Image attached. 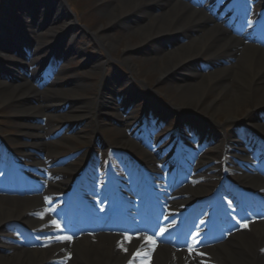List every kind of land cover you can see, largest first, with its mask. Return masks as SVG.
<instances>
[{"label": "bare ground", "instance_id": "6f19581e", "mask_svg": "<svg viewBox=\"0 0 264 264\" xmlns=\"http://www.w3.org/2000/svg\"><path fill=\"white\" fill-rule=\"evenodd\" d=\"M12 1L11 4L13 6H17L16 3H18L17 7L21 8L17 11L15 9L11 10L10 8H12V6L9 7L10 5H7V10L10 9L15 14L18 13L16 15L20 17L25 16L26 10L29 9L26 5V1ZM29 1H32V6L36 4L39 5V8L42 6L43 9L40 8L42 11L53 8V10H55L53 12L59 9L61 12H65V9L62 8L63 4H59V9H57L55 4L47 3L48 0ZM100 1L102 2L97 11L99 17H104L107 20L106 29L109 32L120 30L121 37L120 39L118 38L117 41L112 36H109V33L104 34L102 29L101 31L92 32L91 38H93L99 46H105L110 50H112L113 47L115 48L121 40H124L125 45L121 55V61L135 76L137 72H139V66L143 64L139 65L131 62V60L126 57L127 53H129L128 50L134 47L130 44L131 40L138 41V47L150 48V53H147L145 57L142 58V63L145 65L150 64L147 65L148 68L144 70L143 73L145 75L149 73L155 74V80L157 82H162L163 78L167 75L184 71L183 69H186L190 62L192 63L206 57L213 58L215 55L226 56L224 51L227 48L230 49L231 46L228 41L236 44L239 43V41L230 40L229 37H225L222 33L221 40L215 28L205 27L204 30H202L200 27L204 26V16L194 12H187V8L173 2V0L172 2L169 0ZM151 6L161 7L162 12L155 14L150 8L147 9V7ZM57 17L60 16L57 15ZM2 18L6 21L4 12H2ZM208 21L212 22V19L208 18ZM75 22L74 18L65 16L59 28L61 29V34L65 32L66 37L70 29L74 31L76 29ZM53 29L52 26H49L45 29V32L55 34L54 31L56 30ZM195 29H198V31L202 33L198 38L192 39L186 43V45H181L179 47L173 46L167 49L164 48L160 51L154 48L156 42H159L161 38L169 35L170 32L175 31V34L186 35L185 33L189 30ZM30 37L32 41H34V45L35 41L37 42V48L43 45L41 40L38 41L35 36L31 35ZM71 39L74 40L70 37V40ZM219 43L220 45H218ZM14 47H16V45ZM48 48H50V46L45 47L42 51ZM75 48V46H72L70 50H77ZM31 54V60L26 61L24 66L28 68L27 72L31 81H34L38 79V72L36 71L43 61L38 58H33V56L35 57L43 53L33 52ZM90 59H92L90 62L93 67H96L97 75L100 76L99 87L95 89L96 94L93 99L85 100L83 103L78 101L80 98L76 95V90L80 87L84 95H89V90L92 89L93 84H95L96 74H89L87 80L91 81L90 85L78 86L80 80L66 79L67 70L56 69L53 74V80L49 81V86L46 87L43 92L38 88H31L25 83H19V85L14 86H8L5 84L6 82L0 83V108H8L15 118L12 129L16 134L15 137L17 141L15 144H17V152L25 154L26 151L29 150L30 145H28L27 141L24 139L33 138L32 136L29 137L27 132L29 125H26V121H29L32 115L36 116L40 121L37 137L34 141V144L37 145L34 146L35 150L46 151L47 149L48 153H50L48 148H55V144H49L44 141V138L48 136L51 123L64 127V132L68 133L73 131L75 125L84 122L83 128L77 131L78 133L74 136L84 140L77 142L74 138H68L64 140L67 141L65 143L85 145L87 142L90 145L87 149L90 150L92 155H94L96 150L98 151L102 147H105V141L95 138L97 135L104 134L101 132L103 130V124L102 122L100 123L99 120H102V117H107L110 114L112 117L118 118L120 111H113L110 109V113L104 114L99 105L100 102L102 103L103 100H106L107 96H112L113 92H111V89L118 86L117 80L119 79L110 77L109 74L106 75L107 73H105L103 69L106 64L103 62L104 59H100L99 56L98 58L91 57ZM111 75L114 74L112 73ZM188 77L194 79V81L190 79L185 81L180 80L178 85L167 87L163 89V93L159 94L167 100L168 107L200 113L208 119L210 126H212L210 131L206 133L204 129L206 130L207 126L201 125L202 128L196 136H203V134L206 133L207 135L210 134L211 137L209 140L212 142H214L216 137H218L219 142H222L224 139L226 141L229 138V134H227L228 129L234 128L237 124L246 122L255 134L264 136V124L262 125L252 120V114L264 108V51L252 45H240L238 54L235 53L233 60L230 61L226 67L219 68L204 75L191 71L185 76L186 79ZM171 87L173 88L171 89ZM142 97L143 96L140 95L138 101H140ZM143 101L147 102L146 99ZM25 103H34V106H27ZM115 106H120V102L115 103ZM111 107H113V105H111ZM86 110L88 112H85ZM47 113L52 114L54 117L46 118L45 115ZM219 118L223 120V123H215ZM125 122L123 121L121 124H123L124 127H126V125H134V127L137 128V132H133V134L138 138L140 137L139 140H141V142L152 146L153 140L150 139L151 136H145L139 124L130 119H126ZM213 132L216 133L215 136H213ZM113 133L115 134V132ZM116 135V138H118V143H116L119 145L122 144V140L125 138L124 134L120 133V137L118 134ZM47 144L51 146L47 148ZM239 144L240 143L237 145ZM122 145L128 146V148L133 147L132 143ZM215 149L217 148L212 147L210 154L203 156V161H212L208 159L215 154ZM50 157L51 156L48 154L45 160H48ZM155 158H161L159 152L156 153ZM3 160L4 157L2 158V161ZM227 163L229 164L230 161L227 160ZM3 164L5 163L3 162L1 165ZM212 169L216 170L214 174H210V177L214 178L218 173L219 167L212 166L209 170ZM241 180L247 183V180L244 178H241ZM52 191L54 190L50 188L46 195ZM189 196L190 195L185 196L184 200H188V198H190ZM176 200V203L179 204L178 197H176ZM172 204L174 206V203ZM38 209H40V207L34 201L5 199L3 195H0V264H118L119 261L123 259L122 249L119 250V246L116 245L118 241L106 236L101 238L97 236L87 237L79 241L63 240L62 242L65 246L61 247H63V251H65H60L53 256L51 254L52 252H48L47 248H56L58 244L55 243V238L53 237L51 240H44L46 235L42 233V228H39L40 223L42 225V220L39 219H36L38 220V224L35 223L37 229H35L34 232L38 240L34 243V247L28 249L16 245L15 243H18V241L15 240L16 238L12 235H6L3 229H15V227L8 224L10 220L21 219L25 223L31 224L33 218L29 217V219L25 217L24 214H30V216L34 215ZM42 209L45 210V207H42ZM32 226H34L33 222ZM223 240L224 242L220 243L216 250H214L218 254L217 258H215L217 263L264 264V260L259 259L260 251L264 248V232H259L258 230L249 232L242 226H238L236 233L226 236ZM144 246L146 249L151 247L149 244H145ZM128 250L130 252L132 247H129ZM134 254L130 257L134 264H148L145 261H139ZM125 258L128 259V257ZM184 262L185 261L181 259V255H175L173 257L167 250H158L154 254L152 264H185Z\"/></svg>", "mask_w": 264, "mask_h": 264}, {"label": "rangeland", "instance_id": "374dc122", "mask_svg": "<svg viewBox=\"0 0 264 264\" xmlns=\"http://www.w3.org/2000/svg\"><path fill=\"white\" fill-rule=\"evenodd\" d=\"M8 2V0H0V13L3 11L2 6L5 5ZM102 1L100 0H48L47 3L50 4H55L56 6H58L59 4H65L67 8V11L65 12H61V11H57L59 16H62L63 18L68 17V15H70L72 18L75 19V26L76 29L73 30H69L68 31V35L66 36V40L63 44V48L61 50L66 51V49H69L70 47H76L75 49H77L76 53H73L71 55H68L67 57H65L64 59H62L63 61L59 63L60 66L64 67L65 69L67 68L68 72L66 73L65 78L66 79H78L80 80V84L78 86L81 85H90L91 81L87 80V78L89 77V74H96V81L95 84H93V88L89 90V95H84V92L82 89H80V87H78L79 89L76 90V95H78L80 98L78 101L79 102H84L85 100H89V99H93L94 95L96 94V88L99 87V80H100V76L97 75V70L95 69L96 67H93V65L91 64V57H97L99 56L100 59H104L103 62L106 63L104 66V72L107 73L106 75H110V77H115L118 78L119 80H117V87H114L113 89H111V91H117V94H124L127 93L129 98H133L134 96H138L137 98L140 97V95H142L143 99L140 100L138 103H136V108L135 111L140 108L143 104H144V99L148 100V103L150 105L153 106H159V102L160 100L167 102L166 99H164L163 97H161L162 95H160L159 93H163V89H166L167 87L170 86H175L178 85V83L180 82V80H188L190 79V77H188L187 79L185 78V76L190 73L191 71H193V73H200L202 75L207 74V70L204 66L208 65L209 63L207 62V58H202V60L206 61L203 64V66L201 67L200 65H198L197 63H190L187 65L186 69H183L184 71L182 72H178V73H172L170 75H167L163 78L162 82H157L156 79V75L153 73H149L148 75H145L143 73L144 70H146L148 68L147 65L150 64H144L142 63L143 59L145 57V55L147 53H150V48H142V47H138V41L135 40H131L130 44L131 46H134L133 48L129 49L127 53V58H129L131 60V62H134L136 64H143L142 66H139V72H137V75L135 76L134 73H132L131 71H129V69L127 67H125L121 61V55L123 53V48H124V40H121L117 46H115V48L113 47L112 50L106 48L105 46H99L97 44V42L91 38V34L92 32L95 31H101L103 29V33L107 34L109 33V36H112L113 38H115L118 41V38L120 39L121 37V32L120 30H114L109 32L106 28L107 26V20L103 17H99L98 14V7L100 5ZM4 7V6H3ZM151 8V11L155 12L157 11V7H147V9ZM6 10V8H5ZM12 10V9H11ZM8 10L9 12H7L5 15L8 17H11V19H13L14 17H16L17 15L12 14L13 11ZM17 11V9H15ZM161 11V10H160ZM62 13V14H61ZM18 14V13H16ZM56 14V15H57ZM1 18H0V23L1 25L3 24V27L0 28V45H2V48H4V50H0V59L2 60V58H11L15 60L14 64H17L18 68L17 70H15L16 68L13 66H9L8 64H4L1 63L0 64V83L1 82H6L5 84H9V85H14L17 83V81H15L14 76L12 78L11 76V72H13L15 70L16 74H20L22 75V71L24 72L23 69V62L27 61L28 59L31 60L30 56L28 54H26L25 48L21 49L19 54L20 56L16 57L14 56L16 53H13L12 50H9L6 48L5 42H6V36H7V32H6V27L10 30L11 26L9 24V21H4L2 18V14ZM60 18L59 23L57 24L58 27H60V24L63 20V18ZM17 22L16 25H18V28L21 29H25L24 31L25 34L27 32H29V25H24V23H19L18 21H14ZM24 34V33H23ZM72 34V35H71ZM171 40H173L172 38H174L175 35V31L170 32L169 33ZM45 35V34H44ZM28 36V33H27ZM44 37V36H43ZM41 36H37L38 41L41 40V42H45V43H54L52 42V40L48 39V38H43ZM70 37L73 38L74 40H70ZM169 40V39H168ZM174 42V41H173ZM162 44L163 41L162 39L158 42H156V46H154V48H156L157 50H162ZM41 50V48H39ZM36 50L37 51V46L33 47V51ZM40 50L39 53L41 52ZM52 52L51 49L46 50L44 53V55H37V56H33V58H38V59H42V58H49L50 57V53ZM37 53V52H36ZM18 55V54H17ZM54 59V58H53ZM7 61H9L7 59ZM6 61V63H7ZM55 62L53 60V65H55ZM102 62V63H103ZM23 66V67H22ZM210 66V65H209ZM39 68H41V71H45L46 70V80H49L51 77V70L48 67V65H41ZM114 75H111V74ZM187 73V74H186ZM9 75V78L7 79L6 76ZM45 79V78H44ZM192 81H194V79H190ZM8 85V86H9ZM17 85V84H16ZM173 87H171L172 89ZM109 89V88H108ZM150 91H147V90ZM163 91V92H162ZM149 93V94H148ZM84 98V100H83ZM140 99V98H139ZM108 100H112L111 97L107 96L106 100V105H100L101 109L104 110L108 108H111V105L108 104L110 102H108ZM101 104V102H100ZM98 105V104H97ZM29 106V105H27ZM134 111V113H136ZM87 112V111H86ZM153 112H157V108H153ZM87 115V113H86ZM219 120L221 122H223V120L221 118H219ZM15 118L13 117V115L10 113L9 109L6 107H2L0 108V137L6 139V140H10L12 141L13 138L15 137L14 135L15 132L13 131L12 127L14 124ZM169 122L172 121V117L169 118L168 120ZM104 122V123H103ZM103 130L101 131L102 133L105 134H111L113 133V131L111 130L113 127L112 125L109 126V123H105V121H103ZM53 129H55V127L52 126ZM90 129V128H87ZM110 129V130H109ZM115 135V134H113ZM118 136H120L118 134ZM117 137V135L115 136H110L108 137L109 139H107V141L113 142V140H115ZM80 140V139H79ZM14 144V143H13ZM68 148L70 150L75 149L77 146L79 145H75L72 146L70 144H67Z\"/></svg>", "mask_w": 264, "mask_h": 264}, {"label": "snow or ice", "instance_id": "6c2138e0", "mask_svg": "<svg viewBox=\"0 0 264 264\" xmlns=\"http://www.w3.org/2000/svg\"><path fill=\"white\" fill-rule=\"evenodd\" d=\"M45 201L48 202V198L47 197L45 198ZM100 211H104V209L101 208ZM166 219H167V217H166ZM202 223H203V221H202ZM162 231H167V229H162ZM129 264H131V261L129 262Z\"/></svg>", "mask_w": 264, "mask_h": 264}]
</instances>
